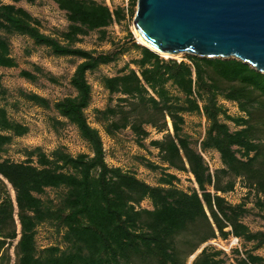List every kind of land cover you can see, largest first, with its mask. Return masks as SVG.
Instances as JSON below:
<instances>
[{
	"label": "trees",
	"instance_id": "1",
	"mask_svg": "<svg viewBox=\"0 0 264 264\" xmlns=\"http://www.w3.org/2000/svg\"><path fill=\"white\" fill-rule=\"evenodd\" d=\"M37 1L0 0V69L17 67L10 51L13 36L30 40L52 56L78 59L69 79L73 95L53 103L21 90L18 97L52 111L48 124L54 132L73 127L87 151L71 155L56 147L46 154L36 147L23 151V161L10 160L8 149L29 128L10 116L8 93L0 83V264H11L14 242V264H188L203 245L218 238H235L244 249L232 248L228 263L222 251L204 246L190 264H264L256 253L264 248V233L252 232L243 221L249 213L247 202L225 199L240 179L253 197V207L264 213V74L232 59H164L132 43L139 57L99 79L107 100L92 110L95 128L87 116L92 96L87 76L127 52L109 41L106 30L121 24L136 0H129L126 10L96 0H48L67 22L54 34L42 32L41 23L17 6ZM93 33L111 49L97 52L77 46ZM127 36L131 41V34ZM33 70H21L19 77L34 84L43 72ZM222 102L234 104L238 115H231ZM189 116L204 121L199 139L186 132ZM150 130L161 135L148 142L158 161H138L158 174L154 185L109 166L100 134L115 141L129 131L145 148ZM211 152L221 165L214 171L202 157ZM178 173L190 175L194 187L181 189ZM48 190L58 193L55 200L45 196ZM41 226L53 230L57 245L37 246Z\"/></svg>",
	"mask_w": 264,
	"mask_h": 264
},
{
	"label": "rangeland",
	"instance_id": "2",
	"mask_svg": "<svg viewBox=\"0 0 264 264\" xmlns=\"http://www.w3.org/2000/svg\"><path fill=\"white\" fill-rule=\"evenodd\" d=\"M96 1L107 3L110 8L120 7L126 10L129 6V0ZM17 6L25 9L38 20L41 23V31L45 34L61 32L67 26L65 14L59 11L57 6L48 0H38L34 5L20 2ZM134 13L135 9L131 14L126 12L125 20L121 24H114L106 30L109 41H114L117 45L124 47L127 49V52L120 56L114 63L102 66L94 74H89L87 76L92 91L91 103L87 111V116L89 123L95 128L98 127L92 123V110L102 108L107 100V94L100 85V77L114 75L124 64L131 59L139 57L138 51L132 48V43L137 44L132 25ZM128 33L131 34V41H129L127 36ZM77 46L84 50H94L97 52H106L111 49L110 44L99 41L98 36L94 33L83 38L82 42ZM10 51L17 67L14 69H0V83L8 93L7 103L10 116L14 120L28 126L29 132L26 136L14 140L13 144L8 149L7 157L12 161L21 162L25 159L23 151L36 147L42 149L46 154L50 153L56 147H63L71 155L86 152V146L78 138L73 127L67 125L57 133L54 132L48 124V117L54 115L52 111H45L34 107L18 97V91L21 90L35 93L53 103L66 96L73 95V91L69 86V79L75 66L80 61L75 58H58L52 56L47 49L35 47L30 40L19 36L11 37ZM186 56V54H180L176 57L164 59L186 61ZM160 57L163 58L162 56ZM33 67H37L43 72L36 83H29L19 77V72L21 70L34 72ZM44 75H50L55 78L57 83L49 82ZM222 104L226 106L231 115H238V110L234 104L226 102H222ZM186 121V132L189 133L193 139H199L204 132V121L193 116L187 117ZM100 134L105 150V160L109 166L120 167L124 171H130L134 173L139 180L149 185H154L156 183L158 174L146 169L141 165L138 159L142 158L145 161L157 163L158 158L156 152L148 145V142L150 140L160 139V134L153 133L150 130V137L144 142L145 148L135 143L134 137L129 131L122 132L115 141L108 139L102 131H100ZM206 160V163L212 171L221 167L219 156L215 152L207 154ZM178 179L180 181L178 186L181 189L187 190L190 187H194L190 175L178 173ZM10 193L13 197L14 194L11 190ZM57 194L58 193L55 191L48 190L45 196L55 200ZM248 194L249 189L242 180L237 179L235 181L234 190L225 197L226 200L232 204L246 201V207L249 209V213L244 218V223L252 232L261 231L264 233V213L259 212L253 207V197H248ZM142 206L150 209V204L148 202H143ZM17 231L19 232V226H17ZM58 243V237L48 226H41L37 229L36 244L39 248L57 245ZM216 243L218 247H221L225 251L218 247L214 248L222 251L227 262L231 263L234 254L230 253V239L226 241L220 240ZM14 245L15 242L13 243V246ZM13 246L9 251L11 264L15 262ZM204 246H209V243L203 245L201 249ZM245 247L249 249L251 246L246 245ZM235 249L242 252L244 247L241 243H238ZM256 253L264 257V248L258 250ZM190 261L191 260H189L188 264H190Z\"/></svg>",
	"mask_w": 264,
	"mask_h": 264
},
{
	"label": "water",
	"instance_id": "3",
	"mask_svg": "<svg viewBox=\"0 0 264 264\" xmlns=\"http://www.w3.org/2000/svg\"><path fill=\"white\" fill-rule=\"evenodd\" d=\"M132 25L159 56L232 59L264 74V0H136Z\"/></svg>",
	"mask_w": 264,
	"mask_h": 264
},
{
	"label": "built area",
	"instance_id": "4",
	"mask_svg": "<svg viewBox=\"0 0 264 264\" xmlns=\"http://www.w3.org/2000/svg\"><path fill=\"white\" fill-rule=\"evenodd\" d=\"M106 5H107V3H106ZM108 7H110L109 5H107ZM202 157L204 158V160L207 162V160H206V157L204 156V155H202ZM227 195V194H226ZM225 195V196H226ZM225 199H226V197H225ZM217 241H220L219 239H215V240H212V241H210L209 242V245L210 246H213V247H218V244L216 243ZM230 250L232 249V248H236V246L238 245V240L237 239H235V238H230ZM218 248H221V247H218ZM221 250H224V249H222L221 248ZM225 251V250H224ZM228 253V252H227Z\"/></svg>",
	"mask_w": 264,
	"mask_h": 264
},
{
	"label": "bare ground",
	"instance_id": "5",
	"mask_svg": "<svg viewBox=\"0 0 264 264\" xmlns=\"http://www.w3.org/2000/svg\"><path fill=\"white\" fill-rule=\"evenodd\" d=\"M134 35H135V39H136V42H137L138 45L146 47V48H148L150 50H153L152 47L150 45H148L135 31H134ZM161 56L163 58L174 57V56H170V55H166V54H161Z\"/></svg>",
	"mask_w": 264,
	"mask_h": 264
}]
</instances>
